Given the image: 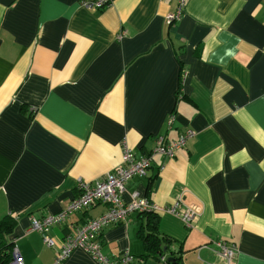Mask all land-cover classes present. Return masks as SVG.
<instances>
[{
  "label": "crops",
  "instance_id": "0c3cea01",
  "mask_svg": "<svg viewBox=\"0 0 264 264\" xmlns=\"http://www.w3.org/2000/svg\"><path fill=\"white\" fill-rule=\"evenodd\" d=\"M94 1L0 0V219L16 216L9 240L24 264H54L59 242L106 212L70 215L50 230L56 247L26 233L119 166L124 144L139 157L187 130L122 201L179 202L196 210L191 226L158 213L146 250L147 219L135 213L103 228L102 253L226 264L214 245L223 240L232 264H264V0H185L172 23L176 0L84 7ZM60 264L96 263L76 248Z\"/></svg>",
  "mask_w": 264,
  "mask_h": 264
},
{
  "label": "built area",
  "instance_id": "2783aa9c",
  "mask_svg": "<svg viewBox=\"0 0 264 264\" xmlns=\"http://www.w3.org/2000/svg\"><path fill=\"white\" fill-rule=\"evenodd\" d=\"M112 2L113 0H95L94 2L84 3V7L103 10ZM176 3L175 12L168 14L166 17L167 23L179 21L183 15L185 0H176ZM119 38H122V36L120 35ZM173 122L174 115L171 114L168 124L172 125ZM193 136L194 132L187 130L180 134L176 140L166 141L163 137H159L155 140L154 147L148 153L139 157L124 144L122 160L119 166L90 185H83L81 192L58 213L46 215L41 219H33L26 233L38 232L45 245L56 247V241L49 235L53 227L65 223L72 214L88 210L97 204H104L107 206L105 213L97 218L88 220L84 225L77 227L59 242L60 249L54 264H60L66 260L76 248L83 249L96 264H137L138 259L129 253L121 254L117 258L105 256L101 251L99 236L103 228L109 225L124 224L135 213L153 212L158 214L165 212L178 217L187 227L191 226L196 214L195 209L190 207L181 209L179 202L168 207L158 206L149 200L135 197L130 202L125 203L122 201V195L128 181L134 177H146L156 156L172 158L178 150L185 146L186 141ZM214 245L216 252L225 260L226 264H232L236 254L235 249L228 246L223 240L216 241ZM160 259L163 264L166 263L165 257ZM8 264H24L22 256L15 246H13L11 260Z\"/></svg>",
  "mask_w": 264,
  "mask_h": 264
},
{
  "label": "trees",
  "instance_id": "16d2710c",
  "mask_svg": "<svg viewBox=\"0 0 264 264\" xmlns=\"http://www.w3.org/2000/svg\"><path fill=\"white\" fill-rule=\"evenodd\" d=\"M140 215H144V217L147 219V224L143 225L142 228L145 230L148 226V231L142 232L140 234V239L144 248L146 250H150L153 246L154 234L156 233L157 214L153 212H145ZM15 218L16 216L9 214L0 219V264H8L11 260L14 244L13 241H10L11 239L9 240V237L12 234V230L16 223ZM139 263L140 260H137V264ZM165 264H169V262L166 261Z\"/></svg>",
  "mask_w": 264,
  "mask_h": 264
},
{
  "label": "bare ground",
  "instance_id": "6f19581e",
  "mask_svg": "<svg viewBox=\"0 0 264 264\" xmlns=\"http://www.w3.org/2000/svg\"><path fill=\"white\" fill-rule=\"evenodd\" d=\"M93 9V8H92Z\"/></svg>",
  "mask_w": 264,
  "mask_h": 264
}]
</instances>
